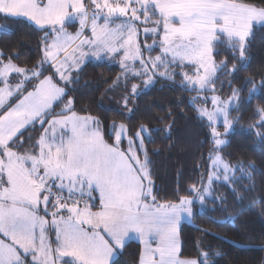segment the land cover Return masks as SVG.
Listing matches in <instances>:
<instances>
[{"label": "snow or ice", "instance_id": "snow-or-ice-1", "mask_svg": "<svg viewBox=\"0 0 264 264\" xmlns=\"http://www.w3.org/2000/svg\"><path fill=\"white\" fill-rule=\"evenodd\" d=\"M0 18L38 38L31 66L0 49V264H113L133 237L136 264H215L203 239L195 258L183 255L182 222L196 202H211L214 212L251 190L242 184L251 172L225 149L238 123L230 118L240 102L232 83L249 60L254 28L264 27V0H0ZM222 46L230 56L219 59ZM90 58L118 65L113 84L126 81L120 122L79 104ZM159 81L189 95L208 147L199 178L171 199L155 182L147 147L154 129L136 104ZM244 82L250 98L264 93V73ZM257 118L250 130L264 143V104Z\"/></svg>", "mask_w": 264, "mask_h": 264}, {"label": "trees", "instance_id": "trees-1", "mask_svg": "<svg viewBox=\"0 0 264 264\" xmlns=\"http://www.w3.org/2000/svg\"><path fill=\"white\" fill-rule=\"evenodd\" d=\"M0 26V49L18 52L19 62H28L27 66H31L36 59L37 34L29 26L16 24L10 19L0 18ZM221 53L219 59L230 56L226 46L221 47ZM248 57V62L232 83V88L240 90V102L231 111L230 118L238 123L228 138L230 143L225 152L231 154L226 159L232 164L242 161L245 170L251 172V179L244 178L242 181L243 186L251 190L243 194L242 202L228 196L223 210L211 211V202L207 207L194 203L193 217L189 222H182L180 234L184 256L195 258L196 248L203 239L206 245L212 246L215 264H264V251L254 250L264 246V143L260 142L254 127L250 130V125L258 123V118L253 120L252 117L256 108L264 104V93L257 90L252 94L254 98H250L251 85L244 82L251 76L259 83L264 73V27L254 28ZM118 75V65L107 60H88L77 85L79 104L90 107L92 114L102 119L108 117L110 121L115 118L120 122L118 105L105 104L116 89L118 83L113 84V81ZM221 79L227 81L230 77L222 76ZM224 89L225 95L230 96L226 83ZM118 90L122 94L123 89L119 87ZM188 100L187 93L168 81L143 87L136 100L138 116L154 129L147 147L156 173L154 179L161 189L160 195H166L168 199H171L174 190L187 187L199 178L195 169L202 163L201 155L208 151L207 146L201 147L204 137L199 123L193 119L195 114L188 106ZM160 118H163L162 122ZM168 125L172 127L170 134L166 135L160 130ZM225 191L224 188H217V194ZM201 230L214 235L204 236ZM138 249V242L130 241L123 254L113 258V264H136ZM217 252L219 256L215 255Z\"/></svg>", "mask_w": 264, "mask_h": 264}, {"label": "rangeland", "instance_id": "rangeland-1", "mask_svg": "<svg viewBox=\"0 0 264 264\" xmlns=\"http://www.w3.org/2000/svg\"><path fill=\"white\" fill-rule=\"evenodd\" d=\"M89 60H96V59L90 58ZM135 82L139 83V81H135ZM117 86H118V88H117ZM117 86H116L115 91L111 93V98L109 99V101L105 103L106 105H117L116 101L119 99V97L121 95V93L118 89H119V87L124 89V87L126 86V81L124 79H121L118 82ZM209 107H210V105H209Z\"/></svg>", "mask_w": 264, "mask_h": 264}, {"label": "crops", "instance_id": "crops-1", "mask_svg": "<svg viewBox=\"0 0 264 264\" xmlns=\"http://www.w3.org/2000/svg\"><path fill=\"white\" fill-rule=\"evenodd\" d=\"M0 31H1V26H0ZM191 219H192V217L191 218H189L188 216H184L183 217V222H189V221H191ZM133 240H135V238L133 237ZM180 244H181V239H180ZM191 258H194V257H191Z\"/></svg>", "mask_w": 264, "mask_h": 264}]
</instances>
